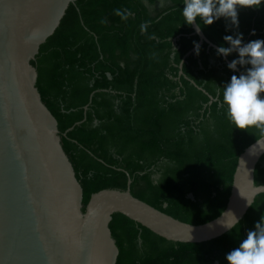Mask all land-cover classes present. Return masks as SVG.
I'll use <instances>...</instances> for the list:
<instances>
[{"label":"trees","instance_id":"16d2710c","mask_svg":"<svg viewBox=\"0 0 264 264\" xmlns=\"http://www.w3.org/2000/svg\"><path fill=\"white\" fill-rule=\"evenodd\" d=\"M160 1L76 0L31 64L82 186L83 210L93 193L126 190L130 176L134 196L184 222L202 224L225 209L238 157L260 136L254 128H235L227 107L220 106L224 85L239 72L228 69L214 48L203 43L179 73L199 37L184 23V0H165L152 11ZM117 9L131 15L122 19ZM197 19L218 46H228L223 36L237 31L245 43L264 39V3L239 8L238 29L226 30L223 17L208 26ZM145 22L149 27L142 32ZM235 58L238 53L228 57ZM255 183L264 184V155ZM261 217L264 193L225 234L186 243L114 213L109 226L119 249L116 264H228L226 254Z\"/></svg>","mask_w":264,"mask_h":264},{"label":"water","instance_id":"95a60500","mask_svg":"<svg viewBox=\"0 0 264 264\" xmlns=\"http://www.w3.org/2000/svg\"><path fill=\"white\" fill-rule=\"evenodd\" d=\"M75 1L0 0V264H116L119 249L109 226L114 213L175 242L225 234L234 215L240 221L264 193V184L255 183L264 138L239 155L227 205L208 222H184L139 199L131 193L130 176L126 190L93 193L83 210L82 186L31 64ZM192 28L200 46L216 50L202 28L200 34ZM194 52L195 46L183 56L180 74Z\"/></svg>","mask_w":264,"mask_h":264},{"label":"clouds","instance_id":"9594fccd","mask_svg":"<svg viewBox=\"0 0 264 264\" xmlns=\"http://www.w3.org/2000/svg\"><path fill=\"white\" fill-rule=\"evenodd\" d=\"M262 3L264 0H184L182 17L184 23L194 27L197 34L202 28L197 18L208 26L223 17L229 21L226 30L233 26L238 29V9L259 8ZM115 11L125 20L131 15L119 9ZM148 27V22L140 25L142 32H146ZM255 34L256 30L252 29L251 35ZM223 41L228 46H217L216 55L227 61L229 55L238 53V58L232 59L226 66L234 73L239 72V75L233 74L224 85L220 106L227 107V119L235 128L247 131L254 128L264 138V97L261 95L264 93V39L245 43L243 33L237 31L234 35H224ZM194 44L195 54L199 55L200 44ZM240 68H244V71H240ZM234 223L240 224L235 215ZM234 223L225 226L231 230ZM225 259L228 264H264V217L255 223L254 229L248 230L246 238L229 251Z\"/></svg>","mask_w":264,"mask_h":264},{"label":"rangeland","instance_id":"374dc122","mask_svg":"<svg viewBox=\"0 0 264 264\" xmlns=\"http://www.w3.org/2000/svg\"><path fill=\"white\" fill-rule=\"evenodd\" d=\"M165 3H166L165 0H162V1L158 2V4L156 6L151 7V10L154 12L157 10H160L162 7L165 6Z\"/></svg>","mask_w":264,"mask_h":264}]
</instances>
